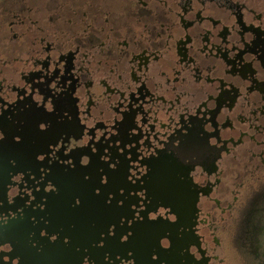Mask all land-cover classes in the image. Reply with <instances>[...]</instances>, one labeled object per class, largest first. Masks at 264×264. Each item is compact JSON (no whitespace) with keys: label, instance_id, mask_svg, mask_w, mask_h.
<instances>
[{"label":"flooded vegetation","instance_id":"flooded-vegetation-1","mask_svg":"<svg viewBox=\"0 0 264 264\" xmlns=\"http://www.w3.org/2000/svg\"><path fill=\"white\" fill-rule=\"evenodd\" d=\"M57 63L72 66L75 80L69 88H76L81 127L104 132L119 115L121 101L126 106L136 99L141 109L143 144L138 153L125 151L132 153L133 172L146 166L149 171L133 185L126 179L127 161L120 158L121 168L109 172L121 175L128 191L145 190L144 220L125 225L132 236L103 264L142 259L148 264H264V0H0V101L15 105L22 95L27 99L40 75L35 70ZM73 102L67 97L73 121L53 129L76 123ZM193 117L207 123L201 127ZM189 126L198 137L213 129L215 135L209 134L216 142L184 154L180 164L175 150ZM1 128L9 138L0 144L4 193L11 160L24 161L39 151L36 145L47 133H35L32 120L20 112L1 121ZM18 128L24 145L11 142ZM110 140L102 137L100 143L117 158ZM194 161L199 163L192 188L186 167ZM63 185L78 193L83 206L61 204L54 214L77 234L95 221L99 199L91 182L80 177ZM140 201L138 196L126 201L129 219L130 205L138 207ZM159 205L172 206L178 220L149 221L147 211ZM8 219L0 217L3 223ZM65 249L42 253L32 264L62 256ZM154 254L158 260L151 259Z\"/></svg>","mask_w":264,"mask_h":264},{"label":"water","instance_id":"water-1","mask_svg":"<svg viewBox=\"0 0 264 264\" xmlns=\"http://www.w3.org/2000/svg\"><path fill=\"white\" fill-rule=\"evenodd\" d=\"M106 119H109L105 116ZM0 129L1 121H0ZM87 134H101V130L97 126L91 128L86 126ZM76 129L74 125L57 127L47 133V136L37 143L40 150H45L49 143H55L53 137L61 132L71 134ZM79 138V137H76ZM102 138V137H101ZM99 142L90 141V146L94 144L97 148V153L92 154L90 147L85 149H74L69 155H64V150L61 148L57 152L58 161H54L52 165L45 162L37 164L33 156L24 161L11 160L10 180L7 185V191L2 192L0 188V217L8 216V220L4 223L0 221V264H32L34 260L39 258L40 254L49 252L52 249L63 246L62 256L45 258L43 264H82V261L87 258L86 264H103L105 258H111L116 251L119 253L123 242L120 237L127 232L124 227L127 224L129 217L127 216L126 201L130 199L129 191L122 184V177L110 175L108 165L99 159L100 155H104V149H108L110 161H114L113 151L108 146H103ZM87 153L91 157L89 166H81L79 163L82 154ZM71 159L72 165L61 164L60 161ZM119 166V169L121 168ZM41 167L49 168L50 172L43 178L40 173ZM3 166H0V181L3 179ZM108 175V185L101 187L99 185L100 170ZM118 169V170H119ZM71 174L77 176L73 177ZM89 177L93 189L101 187V195L96 196L99 200L96 204L99 210L96 211L95 221L87 228L79 230L77 234L74 230L67 229L64 223L58 218L54 211L59 208V205L70 206L75 193L66 191L63 183L70 179L77 180L79 177L84 179ZM51 181L56 187V192H45L49 187L46 185ZM25 183V191L22 192L21 186ZM62 187H64L62 189ZM125 188V193L120 194V188ZM93 192V190H92ZM132 192H135L132 190ZM112 193V201L110 206H106L104 201L108 194ZM56 197L55 199V196ZM125 197H127L125 199ZM62 198V199H61ZM124 200L123 206H118V201ZM150 215H155L152 213ZM13 216V217H12ZM121 217L125 218V223L120 224ZM160 217L157 218L158 221ZM63 223V224H62ZM115 224V236L106 238L107 228L110 224ZM73 233V234H71ZM47 234V235H46ZM58 234L57 240L54 241L49 236ZM43 235V236H42ZM66 237H70L68 244L64 243ZM104 240V245L100 246V241ZM124 248V247H123ZM121 257L120 254H116ZM159 259L158 254H154ZM153 256V255H152ZM48 257V256H46ZM136 264L135 261L132 262ZM115 264V263H114ZM137 264H148L147 259H142ZM161 264H163L161 262Z\"/></svg>","mask_w":264,"mask_h":264},{"label":"snow or ice","instance_id":"snow-or-ice-1","mask_svg":"<svg viewBox=\"0 0 264 264\" xmlns=\"http://www.w3.org/2000/svg\"><path fill=\"white\" fill-rule=\"evenodd\" d=\"M58 69V72H57ZM72 66L70 65L67 69L62 68L60 64H55L54 66H49L47 64L43 69H36L35 73L40 74L37 78V82L33 85H30L31 91L26 92L27 99H25L24 95L19 98V103L15 105L4 104L3 101H0V121L3 120H12V114L20 112L25 113L26 118L32 120L34 124L35 133H48L55 126L62 125L66 122L73 121V116L69 115V110L67 108V97L73 98V103L71 105V111L73 115L76 117V123L74 124L75 131L69 134L68 132H61L59 135L55 136V143H49L47 145V149L40 151H33L32 156L37 164L45 162L47 159V164L52 165L54 161H58L59 157L57 156V152L63 148L64 155H69L74 149H85L86 147H90V151L92 154L97 153V148L94 146H90V141L99 142L101 137H104L106 141H109L110 138H114L110 140L111 146H113L117 151V159L114 161H110V156L108 153V149H104V155H100L99 159L105 162L108 165V168L113 173L117 172L119 166L121 165V159L127 161V171L128 175L126 177L127 181L131 184H135L140 176H143L145 173L149 171L146 166V170L144 172H140L139 168L133 172L129 166L128 161L132 159V153L126 152V149H135L136 153L139 152L140 145L143 144L141 140L142 133L140 132V125L143 121L138 116L140 112V107L135 101L132 99L126 106L121 101L120 105L117 107L119 109L117 112L119 115L113 119V122L110 127L105 128V131L102 132L99 136L95 135V131H92V134H87V130L82 126L83 121L78 116V103L74 98L73 94L76 92V88L74 91H70L69 86L72 85L73 76ZM67 72V75L65 73ZM35 85V87H34ZM43 88V92H42ZM123 94V93H122ZM133 97L134 93H133ZM22 105V106H19ZM15 108V112L12 109ZM86 115V114H85ZM26 121L21 120L18 121L19 124L23 125ZM193 122L195 124L201 125V127L207 123V121H197L195 117H193ZM215 135V131L213 129H209L208 132H200L199 137L193 134V128L191 126L188 127V133L182 137H180L179 147L175 150L180 156L175 159L180 163V160L183 158L184 154H191L198 147L207 146L209 144H215V140L211 139V135ZM79 137V138H76ZM202 138V139H201ZM8 136L5 130L0 129V144H4L8 141ZM173 140L176 139L175 136L172 137ZM157 141H159V137H157ZM11 142L16 145H24L25 137L23 135L22 129H17V134L11 137ZM137 144L139 147H137ZM151 147V145H150ZM141 163L145 158L143 156L137 157ZM61 164L72 165V160L67 159L60 161ZM79 163L81 166H89L91 163V157L89 154L84 153L81 155ZM199 163V161H194L193 165L186 167L187 169V178L190 181V186L195 188L196 181L194 177L196 176V172L193 171L194 164ZM181 164V163H180ZM40 173L43 174V178L50 172L49 168L41 167L39 169ZM101 174L99 176V185L101 187H106L108 185V175L104 173L103 169L100 170ZM139 173V175H137ZM183 179V178H182ZM89 177L85 176L84 181H88ZM46 185L49 187L45 190V192H56L57 187L51 182L48 181ZM101 187H96L93 190L94 196L101 195ZM120 194L123 196L125 193V188H120ZM129 195L138 196L141 198L139 206L133 203L130 205L131 210L134 212V215L131 219L127 220V224L131 225L133 221L140 222L144 220V217L140 215L141 211H145V203L144 198L146 196L145 190H140L138 192L129 191ZM113 194L109 193L107 199L104 201L106 206L111 205ZM127 197H125L126 199ZM118 206H123L124 200H120L117 202ZM71 206L73 208H78L83 206V202L80 196L74 195L72 199ZM164 209L163 212L158 211V209ZM155 213V215H150ZM166 213V214H165ZM164 218L168 221L176 222L178 220V215L174 214L172 210V206H164L159 205L155 207L154 210L147 211V219L149 221H156L157 218ZM125 223V218L121 217L120 224L123 225ZM115 228L116 225L110 224L107 228L106 238L115 236ZM47 235V234H46ZM43 236V235H42ZM58 234H53L49 236L54 241L57 240ZM132 236V232L128 231L126 234H123L120 237L121 242H127L129 237ZM169 241V239H167ZM70 242V237H66L64 240L65 244ZM160 244L164 249L169 248L168 244H163L162 239L160 240ZM104 245V240L100 241V246ZM191 255L198 261V257L195 255L194 250L188 249ZM131 255V253H129ZM153 261L157 259L156 255L151 257ZM87 258L82 261V264H86Z\"/></svg>","mask_w":264,"mask_h":264},{"label":"crops","instance_id":"crops-1","mask_svg":"<svg viewBox=\"0 0 264 264\" xmlns=\"http://www.w3.org/2000/svg\"><path fill=\"white\" fill-rule=\"evenodd\" d=\"M89 213L91 214V210L89 209ZM89 215V214H88ZM67 219H70V221L72 220V217H64V221H69V220H67Z\"/></svg>","mask_w":264,"mask_h":264}]
</instances>
